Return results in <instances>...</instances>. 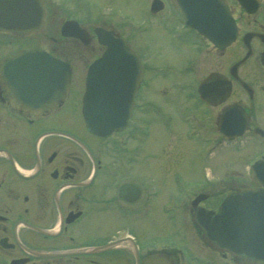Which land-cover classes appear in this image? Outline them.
<instances>
[{"label":"flooded vegetation","instance_id":"obj_1","mask_svg":"<svg viewBox=\"0 0 264 264\" xmlns=\"http://www.w3.org/2000/svg\"><path fill=\"white\" fill-rule=\"evenodd\" d=\"M171 1L170 9L169 0H160L155 16L183 51L164 64L176 69L164 74L168 84L157 100L147 91V61L131 34L101 24L125 37L145 65L126 126L106 135L91 132L82 112L88 67L105 50L95 26L87 44L58 26L45 32L53 44L38 47L68 61L73 73L68 94L38 112L18 106L1 72L3 57L35 45L30 36L0 32V264H238L204 242L192 222L196 210H170L167 222L186 238L157 244L164 225L157 224L155 125L199 134L218 154L232 148L239 165L228 175L238 183L232 188L260 185L247 167L264 159V0H188L187 10L182 0ZM195 22L214 37L234 30L235 38L226 46L212 42ZM199 61V77L188 80ZM209 74L204 98L199 84ZM219 190L209 184L201 191L210 199Z\"/></svg>","mask_w":264,"mask_h":264},{"label":"water","instance_id":"obj_2","mask_svg":"<svg viewBox=\"0 0 264 264\" xmlns=\"http://www.w3.org/2000/svg\"><path fill=\"white\" fill-rule=\"evenodd\" d=\"M157 9L155 0L152 10ZM45 18L43 0H0L1 32L36 34L43 30ZM95 31L106 50L89 67L83 112L89 130L106 134L125 124L143 69L139 56L124 39L102 28ZM62 32L80 37L86 33L75 20L65 21ZM234 36L235 31H230L222 39L228 43ZM1 68L18 106L36 112L53 107L71 81V66L38 48L6 57ZM211 86L208 80L201 85L203 96L210 95ZM260 178L264 185V177ZM204 198L200 194L192 201V210H198L194 221L206 231L204 240L231 252L238 263L264 264V187L242 188L227 195L219 212L198 206Z\"/></svg>","mask_w":264,"mask_h":264},{"label":"rangeland","instance_id":"obj_3","mask_svg":"<svg viewBox=\"0 0 264 264\" xmlns=\"http://www.w3.org/2000/svg\"><path fill=\"white\" fill-rule=\"evenodd\" d=\"M45 1L51 8V13L47 18V32L52 33L51 29L56 26L60 28L62 22L69 17L80 19L82 25L91 28L106 23L125 31L123 23L134 24V27L127 25V31L132 32L130 34L134 39L133 43L140 49L147 61L150 80L147 91L152 100H157L160 94H163L159 88L165 89V82L168 84V77L164 74H169L176 69V67H169L171 69L169 71L164 64L166 61L179 58L183 48L179 44H174L171 35L165 33L164 27L159 24L157 18L150 16L151 0ZM57 2L60 3L57 5ZM42 37H36L30 41L35 43L40 40L42 41L40 43L45 46H52L53 42L50 39ZM200 68L201 61L194 63L193 70L196 72H190L188 80L199 77ZM169 92L170 90L167 89L165 93L169 94ZM173 94H177L175 89ZM155 129H157V224L162 219L164 225L157 227V234L162 232L157 235V244L177 245L179 241L186 238V233L174 232L175 226L167 222L168 216L165 210L175 212L190 210L192 196L207 183L206 175H209V178L222 179L218 184L220 193H215L205 202V205L217 206L220 201L218 198L237 184L227 177L232 172L226 171L230 167L239 166L235 165L234 156L237 152H234L232 148H226L224 152L218 154L216 150L200 143L198 136L197 139H193L185 131H178L174 134L169 132L166 126L161 128L159 124L155 125Z\"/></svg>","mask_w":264,"mask_h":264}]
</instances>
